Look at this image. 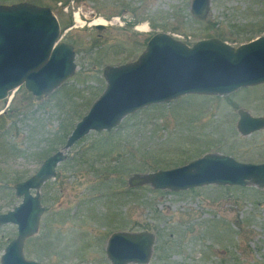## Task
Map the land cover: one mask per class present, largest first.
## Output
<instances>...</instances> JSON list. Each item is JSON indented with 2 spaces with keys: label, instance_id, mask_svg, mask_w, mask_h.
Returning a JSON list of instances; mask_svg holds the SVG:
<instances>
[{
  "label": "rangeland",
  "instance_id": "obj_1",
  "mask_svg": "<svg viewBox=\"0 0 264 264\" xmlns=\"http://www.w3.org/2000/svg\"><path fill=\"white\" fill-rule=\"evenodd\" d=\"M192 1L0 0L50 8L78 66L48 97L22 86L0 101V114L7 111L0 116V214L21 203L16 184L65 147L106 90L104 70L136 62L153 35L167 33L190 46L219 38L234 47L264 36V0H211L204 22L191 14ZM99 18L109 22L101 31L92 25ZM144 24L147 32L139 30ZM240 111L264 117V84L226 96L187 95L127 116L111 132H91L66 151L68 159L42 187L46 210L38 234L25 242L26 259L111 264L106 247L113 233L149 232L155 236L149 264H264V190L129 186L135 174L178 168L209 153L263 163L264 129L242 136ZM17 235L16 225L0 227V264Z\"/></svg>",
  "mask_w": 264,
  "mask_h": 264
},
{
  "label": "water",
  "instance_id": "obj_2",
  "mask_svg": "<svg viewBox=\"0 0 264 264\" xmlns=\"http://www.w3.org/2000/svg\"><path fill=\"white\" fill-rule=\"evenodd\" d=\"M211 0H193L191 14L206 21ZM104 25L97 26L103 30ZM61 26L48 7L28 2L0 5V101L21 86L36 98L48 97L77 71L74 46L60 42ZM106 90L76 125L66 145L39 170L15 186L21 203L0 214V227L16 225L17 237L6 247L1 264H40L24 254L25 242L38 234L45 213L41 189L56 177L68 159L67 150L91 132H111L124 118L152 105L187 95L225 96L241 88L264 84V36L234 47L219 38L192 46L167 33L155 34L134 63L104 70ZM238 131L249 136L264 129V117L239 112ZM151 185L156 190L187 191L206 186L249 187L264 190V163H241L209 153L179 168L147 175L135 174L131 188ZM35 192V193H33ZM155 236L149 232H115L107 243L111 264H149Z\"/></svg>",
  "mask_w": 264,
  "mask_h": 264
},
{
  "label": "bare ground",
  "instance_id": "obj_3",
  "mask_svg": "<svg viewBox=\"0 0 264 264\" xmlns=\"http://www.w3.org/2000/svg\"><path fill=\"white\" fill-rule=\"evenodd\" d=\"M76 23L78 24L77 27H79L81 25V27H83L84 25V22L83 20L81 19V16L80 15H77L76 16ZM113 24V23H111ZM94 26H100V25H109V22L107 20H105L104 18H99V19H96L93 24ZM141 31L143 32H147L148 31V27L144 24L143 26L139 27Z\"/></svg>",
  "mask_w": 264,
  "mask_h": 264
},
{
  "label": "flooded vegetation",
  "instance_id": "obj_4",
  "mask_svg": "<svg viewBox=\"0 0 264 264\" xmlns=\"http://www.w3.org/2000/svg\"><path fill=\"white\" fill-rule=\"evenodd\" d=\"M6 110L5 111H3L1 114H0V116H4L5 114H6Z\"/></svg>",
  "mask_w": 264,
  "mask_h": 264
}]
</instances>
